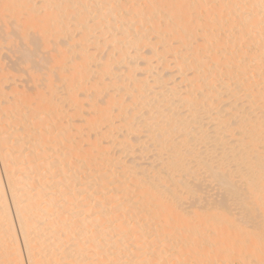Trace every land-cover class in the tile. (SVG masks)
<instances>
[{
    "label": "bare ground",
    "instance_id": "6f19581e",
    "mask_svg": "<svg viewBox=\"0 0 264 264\" xmlns=\"http://www.w3.org/2000/svg\"><path fill=\"white\" fill-rule=\"evenodd\" d=\"M4 47L0 264H264V0H0Z\"/></svg>",
    "mask_w": 264,
    "mask_h": 264
},
{
    "label": "rangeland",
    "instance_id": "374dc122",
    "mask_svg": "<svg viewBox=\"0 0 264 264\" xmlns=\"http://www.w3.org/2000/svg\"><path fill=\"white\" fill-rule=\"evenodd\" d=\"M38 2V1H37ZM11 49H2L0 51V68L2 69V73H5V71L8 73V79L4 82L3 84V89L4 92H6V98L3 99V102H7L9 98L11 97L10 88L24 92L28 91L29 89H32V84L29 81L28 74L25 72V67L21 64V62L18 60L17 55L13 53V51H10ZM95 58H100L104 55V52H100L99 50H95ZM95 65V64H93ZM176 80H178L177 76L175 77ZM110 81L106 78L105 83H109ZM32 87V88H31ZM113 91L112 88H110L107 92L103 93L102 96L99 98L100 101L104 100L107 96V93H110ZM82 91H79L80 94ZM90 94V93H89ZM127 98V97H126ZM15 101L18 103L19 100L15 99ZM88 100L83 101V105L80 106V111H81V117H88L93 113V110L88 107ZM75 107L70 106L68 104H65L63 109H62V115H67L70 113L67 118L65 119V122L69 123H75L77 122L78 124L80 121L78 118H73L72 117V111ZM144 113L147 114V109L143 111ZM116 114V111L113 112V115ZM119 126V127H118ZM143 130H150L148 126H143ZM108 129L110 133L115 134L114 139H130L131 143L135 145L134 151L135 154L133 156L128 155V151H125L122 153V149L120 147H117L116 144H111L106 146L109 150H112L115 155H119L121 159L127 164H129L131 161L133 162L134 159H136V163L142 166V170H147L152 166L157 165L158 161L155 160L154 158V147L147 141L144 136H140V138L136 141H132L133 136L132 134L127 132V129L122 127L121 120L120 118H114L112 123L109 124H104L101 126L100 129ZM84 145H87V142H84ZM134 157V158H133ZM131 162V163H132ZM1 164V162H0ZM213 191V192H212ZM214 188H211L212 194H216V191L214 192Z\"/></svg>",
    "mask_w": 264,
    "mask_h": 264
}]
</instances>
